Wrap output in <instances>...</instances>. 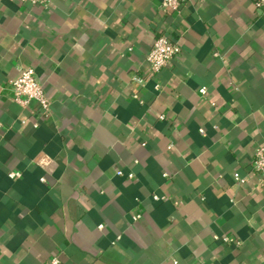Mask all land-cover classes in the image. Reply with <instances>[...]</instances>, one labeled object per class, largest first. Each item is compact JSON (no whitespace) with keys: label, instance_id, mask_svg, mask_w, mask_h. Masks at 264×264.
Returning <instances> with one entry per match:
<instances>
[{"label":"crops","instance_id":"0c3cea01","mask_svg":"<svg viewBox=\"0 0 264 264\" xmlns=\"http://www.w3.org/2000/svg\"><path fill=\"white\" fill-rule=\"evenodd\" d=\"M159 33L182 51L147 75ZM0 121V264H264L256 0H0Z\"/></svg>","mask_w":264,"mask_h":264},{"label":"built area","instance_id":"2783aa9c","mask_svg":"<svg viewBox=\"0 0 264 264\" xmlns=\"http://www.w3.org/2000/svg\"><path fill=\"white\" fill-rule=\"evenodd\" d=\"M22 2L31 5H39L48 7L50 0H21ZM184 0H163V6L166 10H179ZM256 6L259 10L264 12V0H256ZM180 45L171 40L165 33H159L147 54V75H153L159 72L166 66L171 65L181 54ZM138 82L143 81L142 76L136 77ZM13 97L16 102L23 107L28 106L30 103L35 102L38 104L41 112L45 113L50 108V99L48 98L45 89L36 77L35 70L32 66L23 67L19 76L11 82ZM202 94L206 93V88H201ZM4 131L3 123L0 121V137ZM254 169L258 172L261 180L264 182V141L258 145L253 159ZM122 174V171H118ZM21 173L11 172V177H18ZM132 176V174H130ZM235 178L239 181L244 179L239 173L235 174ZM52 262L57 263L58 260L54 259Z\"/></svg>","mask_w":264,"mask_h":264}]
</instances>
